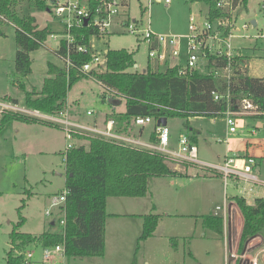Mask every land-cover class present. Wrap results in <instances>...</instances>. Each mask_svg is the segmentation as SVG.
Masks as SVG:
<instances>
[{
	"label": "rangeland",
	"instance_id": "374dc122",
	"mask_svg": "<svg viewBox=\"0 0 264 264\" xmlns=\"http://www.w3.org/2000/svg\"><path fill=\"white\" fill-rule=\"evenodd\" d=\"M125 2L126 8H122L119 15L113 18L108 34L91 38L93 48L95 47L99 54H104L108 48L135 51L136 68L132 67L130 70L144 72L149 47L141 32L149 27L153 33L179 38V57H168L167 62L170 65L180 61L185 65L186 36L190 34L189 19L191 15H195L197 23L202 22L206 15L203 12L207 8L205 4L193 0ZM262 4L264 0H252L253 9L250 12L252 11L258 21L255 28L248 26L242 30L241 26L248 24L247 18L237 19L244 12L242 7L233 9L231 14L232 18L238 20L237 26L240 29L235 31L238 36L232 38V46L248 53L252 68L259 72L264 70V12L260 7ZM200 8L203 11H198ZM17 12L21 16H34L40 28L49 25L52 29H60L58 20L53 17L51 11L37 10L29 6L27 1L19 5ZM120 18L128 19L130 23L136 20L139 32L130 33L126 26L118 23ZM2 30L4 35H0V112L4 109L22 112L24 91L19 89V81L24 84L25 90L40 88L48 73L47 62L61 66L62 60L53 52L57 43L48 37L45 45L30 53L31 73L19 78L14 69L15 29L11 24H5ZM104 94L106 92L95 78L80 80L68 91L64 109H68L72 121L91 125L95 117L103 119L112 111L103 98ZM5 95L18 98L19 105L4 99ZM122 109L123 103L113 106L114 111ZM88 110L93 111V115H87ZM246 116L248 115H235L237 131L229 133L227 137L228 126L225 117L189 118L193 131L200 133L198 142L194 145L196 156L202 162L222 165L224 162L221 157L227 142H230L236 156L257 159L253 173L259 180L264 181V119L251 117L244 121V124L243 118ZM183 122L184 119L177 116L166 119L170 132V147L174 150L179 148V137L187 136ZM153 129L154 123L145 125L142 139L148 140ZM70 142L88 145L82 138ZM66 143L63 129L39 122L13 121L6 132L0 135V264H7L9 233L19 219L18 208L22 202L24 206L21 215L25 221L20 227L21 232L38 235L47 230L53 220L56 222L51 226V230H60V205L52 204L58 201V196L64 188L63 156ZM173 157L182 161L180 164L169 163L178 173L150 177L146 195L107 198L106 246L101 257H66L61 251L53 253L49 259H43L42 247L32 245L26 249V253L32 254L33 264H225V253L229 258L236 249L239 221L231 213L233 221L227 224L226 216L223 219V233L219 234L203 227L202 216L214 211L215 205L222 206L224 202L226 207L228 206L229 198L237 193L233 186L235 179L229 176L225 182L222 174L213 168H203L194 161ZM238 181L240 186L249 185L240 178ZM252 188L253 192L248 200L263 195L262 185L253 184ZM48 209L52 213L46 216L45 211ZM149 213L159 215L157 231L151 237L138 241L142 231V217ZM260 243H264V229L260 236H256L246 245L244 255L248 252L251 254V250ZM236 259L238 263L242 262L240 256L237 255L233 260Z\"/></svg>",
	"mask_w": 264,
	"mask_h": 264
},
{
	"label": "trees",
	"instance_id": "16d2710c",
	"mask_svg": "<svg viewBox=\"0 0 264 264\" xmlns=\"http://www.w3.org/2000/svg\"><path fill=\"white\" fill-rule=\"evenodd\" d=\"M23 1L37 10L50 12L54 0H0V35H4L2 26L5 24H11L15 29L14 69L19 78L31 73L30 53L45 45L54 31L49 25L40 28L32 15H19L17 8ZM193 1L207 6L206 18L211 22L228 16L224 7L218 5L219 2L229 1L233 9L242 7L243 10L247 9L248 4V0ZM89 6H95L93 0H89ZM134 23L137 27L138 22L135 20ZM73 33L74 44L90 47L91 38H98L94 28L85 24L74 28ZM155 45L151 42L148 47L152 49ZM56 47V53L63 58L67 49L66 41L60 40ZM134 54L135 51L125 48H108L104 53L102 70H92L87 74L81 72L79 67L91 60L90 53L70 52L71 64L67 69L48 61V73L40 88L25 90L24 84L19 81L18 87L24 91L22 106L42 113L57 114L63 111L71 87L80 80L93 77L106 92L103 98L112 109L107 117L105 115L102 125L106 119L112 118L115 131L126 135L142 138L144 127L134 125L136 117L149 116L156 122L161 117L167 119L177 116L184 119L189 144L195 145L196 131L191 128L189 118L224 117L227 106L231 110H237L239 101L243 98H247L255 107L252 117L264 119V77H252L245 71L241 72L239 65L244 62L241 54L233 57L231 64L234 71L229 78L216 76L211 71L213 67H224L228 61L225 56L211 52L206 55L207 63L203 69L193 70L187 76L177 75L176 65L170 66L166 62L164 69H161L156 59L149 58L144 72L130 70L135 64ZM227 92L229 103L226 101ZM214 94L219 95V98L215 99ZM3 98L19 105L16 97L5 95ZM119 103H123V109L114 111L113 106ZM13 121L39 122L59 127L19 111L4 109L0 112V135L6 132ZM94 124L97 125L96 122ZM77 138L84 139L88 145L75 143L64 152L65 180L61 193L65 191V200L59 207L62 214L59 220H63L64 224H59L58 231L51 230L56 222L53 220L50 227L38 235L21 232L20 227L25 221L21 215L24 206L22 202L18 208L19 219L9 233L7 264H33L32 258L27 260L25 257L26 249L32 245L41 246L42 249L60 245L66 257H101L105 251L107 198L142 197L147 193L150 177L174 175L178 171L175 167L172 169L169 163H182L166 154L131 147L101 136L87 134ZM148 140L156 141L154 129ZM230 201L236 205L242 218L235 249L237 254H241L246 245L260 236L264 229V194L254 198L252 204L247 203L240 195L231 196ZM158 221V214H145L138 241L151 237ZM202 225L219 234L224 230L220 215L202 216ZM234 264H238V260Z\"/></svg>",
	"mask_w": 264,
	"mask_h": 264
},
{
	"label": "built area",
	"instance_id": "2783aa9c",
	"mask_svg": "<svg viewBox=\"0 0 264 264\" xmlns=\"http://www.w3.org/2000/svg\"><path fill=\"white\" fill-rule=\"evenodd\" d=\"M93 2L95 3L93 8H90L89 0H54L51 6L52 15L58 20L60 29L53 31L49 37L54 42H56L57 45L60 40H65L67 48L66 54L63 58L56 53L55 50L57 47L53 49V52L62 60V65L65 66L66 69L71 64L70 52L74 51L78 53H90L92 55L91 60L79 67V70L85 74L91 72L92 70L99 71L104 67V54H99L97 50H94L92 44L90 47L83 44H74L75 36L73 29L80 27L81 24L84 25V20H87L85 25L94 28L98 34V38L99 36L102 37L108 34L113 18L117 16L120 10L123 8L120 0H93ZM165 2H168V0H165ZM218 5L224 7V9L228 12V16L219 17L215 20V22H211L206 17H204L203 21L199 24L197 23L195 15L190 16L188 26L190 34L186 36V63L185 65H182L180 61H176L173 64H170V66H177V75L187 76L193 70L201 68L203 69L207 63L206 55L208 52L219 56H225L228 59L227 65L224 67L211 68V71L214 73V75L229 78L233 74L234 68L231 64V61L237 53L232 46L231 40L232 38L238 36V34L235 33V29L237 28L235 25L236 20L231 16L233 8L229 1L219 2ZM260 7L264 12V4H262ZM123 25L127 27V30L130 33L137 34L139 32V29L136 27L135 23L125 21ZM246 26H251V23H248ZM141 34L143 35V39L147 40L148 44L151 42L156 44L155 48L149 49L148 58L156 59L160 66L167 62L168 57L171 59H177L179 57L180 47L178 37L174 35L153 33L149 27L143 30ZM133 67L136 68V65L134 64ZM239 68L241 72L244 71L243 64H240ZM214 97L215 99H218L219 95L214 94ZM226 101L229 103V92H227ZM0 105L2 104L0 103ZM254 110L255 107L247 98H243L239 101L237 110H231L227 106L226 110L224 111V117L226 118L228 133H234L236 131L235 115L255 113ZM22 112H24L26 115H31L48 123L56 124L61 129H63L67 142L66 150L74 146V143L70 141L76 140L78 135L83 136L88 134L92 136H101L131 147L143 148L146 150L166 154L175 160L179 159L174 158L173 156L194 161L203 168H213L222 174L225 182L227 177L234 176L235 178L242 179L249 185L258 184L264 187V181L259 180L258 177L253 174V168L257 165V161L254 157H248L245 160L230 158L222 165L202 162L197 159L195 146L189 144V140L185 135H181L178 139L179 148L177 150L172 149L169 145L170 132L167 125L157 124V121L154 122V120L149 116L136 117L133 123L138 127H144L149 123H154L156 142L144 140L140 136L126 135L115 131V122L112 118H108L103 126L100 127L95 124L89 125L72 121L69 118V112L66 109H63V111L57 114L42 113L37 110H31L27 108H24ZM86 114L93 115V111L88 110L86 111ZM238 161H241L240 166L237 165ZM64 200L65 191L60 193L58 196V201L52 204V206L55 204H59L61 206L64 203ZM215 211H221L220 214H217L225 219L227 214L225 203H223L222 206H216ZM51 213L52 212L49 209L45 211L46 216L51 215ZM59 224H64V221L59 220ZM62 250L63 249L60 245L45 247L42 251V258L49 259L53 253L61 252ZM251 251V254L248 252V254L245 255V251L241 254H236V252H234L232 255H229V258L232 256L231 260H229L226 253L225 264H234L238 260H233L237 255L242 258V262L238 264H264V243L258 244ZM25 257L27 260H31L32 254L30 252L25 253ZM24 264L28 263L26 262Z\"/></svg>",
	"mask_w": 264,
	"mask_h": 264
},
{
	"label": "crops",
	"instance_id": "0c3cea01",
	"mask_svg": "<svg viewBox=\"0 0 264 264\" xmlns=\"http://www.w3.org/2000/svg\"><path fill=\"white\" fill-rule=\"evenodd\" d=\"M121 1V4H123V8H126V0H120ZM197 2H199V1H197ZM206 6V5H205ZM207 7V6H206ZM253 9V6H252V0H248V4H247V9L246 10H244V12L242 13V14H240L239 15V17H237V19H241V20H245V18H247L248 19V22L247 23H250V20L251 19H254V20H256V22H258L257 21V19H256V16L254 15V14H252V11L250 12V10H252ZM200 10H202L201 8L198 10V11H200ZM206 10H207V8H206ZM206 10L205 11H203V12H205V14H206ZM119 15V14H118ZM246 15V16H245ZM119 17V16H118ZM205 17H206V15H205ZM128 19H123V18H120L119 19V21L120 22H118V23H120L122 26H123V24H124V22L125 21H127ZM237 21L238 20H236V22H235V25H236V29H235V31H239L240 29H239V27L237 26ZM246 25H248V24H243L241 27H242V30H245L248 26H246ZM252 26V25H251ZM54 31H56L55 29H53ZM237 49V48H236ZM235 49V52L237 53V54H241L242 56H244V62L242 63L243 64V67H244V71L249 75V76H252V77H264V70L263 71H256V69L255 68H252V65H251V63H250V58H249V54L247 53H244V52H242V50H236ZM94 50H96V48L94 47ZM168 63V62H167ZM165 65H162V66H160V67H164ZM255 71V72H254ZM68 110V109H67ZM253 114H255V113H249V114H244V115H248V116H246V118L244 117H242L244 120H243V123L245 124V122L247 121V119L248 118H251L252 116H254ZM235 119H236V117H235ZM104 120V118L103 119H97V117H95L94 119H93V122H96V124L97 125H102V121ZM107 120V119H106ZM245 121V122H244ZM79 122V121H78ZM93 122L91 123V124H93ZM236 122H237V119H236ZM87 124V123H86ZM264 125V124H263ZM237 131V130H236ZM235 131V132H236ZM234 132V133H235ZM195 135H196V143L198 142V139H199V136H200V133L199 132H196L195 133ZM229 135V133H228V131L226 130V137ZM232 135H234V134H232ZM195 143V144H196ZM234 147H233V144H230V142L228 143L227 142V144H226V149H225V152L223 153V155H222V161L223 162H225L226 160H228V159H230V158H232V159H238V160H245V158H243V157H239V156H236V154H235V152H233L234 150H232ZM246 156H251V155H246ZM257 160V159H256ZM237 165L238 166H240L241 165V161H238L237 162ZM254 167H256V166H254ZM254 169V168H253ZM177 170V169H176ZM254 174V173H253ZM221 175H219V177H220ZM222 177V176H221ZM232 177H234V176H232ZM235 179V180H234ZM234 188L237 190V193L235 194V195H240V196H243L245 199H246V201H247V203H249V204H252V202H253V200H254V198H252V200H248V197L251 195V192H253V188H252V185H247V186H240L239 185V181H238V179L239 178H235L234 177ZM263 194H264V192H263ZM234 196V195H233ZM263 196V195H262ZM231 198V197H230ZM230 198H229V200H230ZM256 198V197H255ZM224 203V202H223ZM106 205H107V201H106ZM228 206L226 207V212H227V214H226V216H227V224H231V221H233V217L231 216V213H233V215L236 217V219L239 221V229H238V233H237V237H236V242L238 241V237H239V233H240V229H241V224H242V218H241V215H240V213H239V211H238V208L236 207V205L232 202V201H230L228 204H227ZM216 206H218V205H215V207H214V211H211L209 214H215V215H218V214H220L221 213V211H215V208H216ZM218 213V214H217ZM129 215H135V213H128ZM118 215H120V214H118ZM142 222H143V217H142ZM143 224V223H142ZM158 225H159V221H158V224H157V226H156V229H155V231H157V228H158ZM225 224H224V220H223V226H224ZM106 228H107V218L105 219V246H106ZM155 231H154V233H155ZM153 233V234H154ZM225 255H226V253H225Z\"/></svg>",
	"mask_w": 264,
	"mask_h": 264
},
{
	"label": "water",
	"instance_id": "95a60500",
	"mask_svg": "<svg viewBox=\"0 0 264 264\" xmlns=\"http://www.w3.org/2000/svg\"><path fill=\"white\" fill-rule=\"evenodd\" d=\"M86 22H87V20H84V24H86ZM250 23H251L252 27H254V28L257 26V22H256V20H254V19H251V20H250ZM156 123H157V124L166 125V118H165V117H161V118H159V119L157 120ZM231 259H232V256H230L229 260H231Z\"/></svg>",
	"mask_w": 264,
	"mask_h": 264
}]
</instances>
